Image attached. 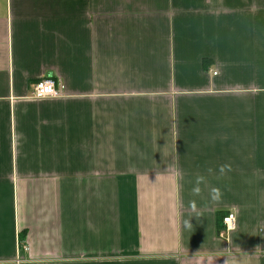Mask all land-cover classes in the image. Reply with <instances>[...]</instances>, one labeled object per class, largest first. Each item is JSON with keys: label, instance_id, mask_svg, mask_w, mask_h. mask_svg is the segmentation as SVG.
Returning a JSON list of instances; mask_svg holds the SVG:
<instances>
[{"label": "crops", "instance_id": "0c3cea01", "mask_svg": "<svg viewBox=\"0 0 264 264\" xmlns=\"http://www.w3.org/2000/svg\"><path fill=\"white\" fill-rule=\"evenodd\" d=\"M0 264H264V0H0Z\"/></svg>", "mask_w": 264, "mask_h": 264}, {"label": "built area", "instance_id": "2783aa9c", "mask_svg": "<svg viewBox=\"0 0 264 264\" xmlns=\"http://www.w3.org/2000/svg\"><path fill=\"white\" fill-rule=\"evenodd\" d=\"M63 89L64 86L59 78L48 75L40 79L35 84L32 96L34 98L56 97L62 94ZM222 222L223 226L219 232L221 236H226L236 228V213H227L226 215H224ZM24 249L27 250L28 247L24 246Z\"/></svg>", "mask_w": 264, "mask_h": 264}, {"label": "clouds", "instance_id": "9594fccd", "mask_svg": "<svg viewBox=\"0 0 264 264\" xmlns=\"http://www.w3.org/2000/svg\"><path fill=\"white\" fill-rule=\"evenodd\" d=\"M222 171H223V169H221ZM216 190H214V192H215Z\"/></svg>", "mask_w": 264, "mask_h": 264}]
</instances>
